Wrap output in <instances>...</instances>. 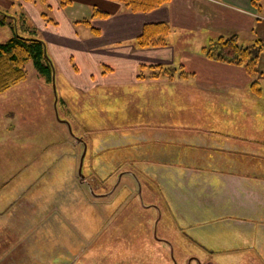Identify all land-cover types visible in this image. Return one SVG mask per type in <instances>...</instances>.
Listing matches in <instances>:
<instances>
[{"label":"crops","instance_id":"obj_1","mask_svg":"<svg viewBox=\"0 0 264 264\" xmlns=\"http://www.w3.org/2000/svg\"><path fill=\"white\" fill-rule=\"evenodd\" d=\"M44 1L21 3L28 11L24 12L27 21L38 25L49 58L54 65L62 64L84 102L91 103L92 94L100 90L113 98L109 102L132 106L130 133L118 139L135 152V166L145 164V173L154 174L152 184L167 194L166 207L177 222L199 224L196 228L202 231L249 233L256 242L262 241L255 244L261 251L264 54L259 58L257 95L243 68L209 60L201 51L219 36L236 35L244 46L249 45L246 40L259 39L263 29L254 33V26L264 22L259 15L264 5L257 11L250 0H167L149 12L134 13L110 0H69L66 6L61 0ZM93 8L108 17L91 19ZM146 26H152L151 35L161 37L163 45L137 46ZM126 89L130 90L127 100L122 99ZM7 214L0 216V236H8L0 237V264L8 252L21 253L29 264H47L52 254L31 252L11 227L13 215ZM25 223L23 218L17 224L23 230ZM230 238L224 235L217 247L251 248L244 240Z\"/></svg>","mask_w":264,"mask_h":264},{"label":"rangeland","instance_id":"obj_2","mask_svg":"<svg viewBox=\"0 0 264 264\" xmlns=\"http://www.w3.org/2000/svg\"><path fill=\"white\" fill-rule=\"evenodd\" d=\"M22 6L20 0H0V12L12 18L7 19L10 24L16 15L25 14ZM259 13L264 21V12ZM14 22L17 34L40 39L36 22L37 27L29 22L32 29L19 19ZM254 27V33L263 29L258 33L264 45V22ZM12 36L10 25L0 26V43ZM54 67L56 100L52 85L31 61L25 65L24 79L0 94V216L13 215L11 227L31 252L52 254L47 264L264 263V248L255 249L262 241L249 233L181 226L166 207L165 191L152 184L154 174L145 173V164L135 166V152L118 139L130 133L132 106L109 102L113 98L100 90L92 94L91 103L84 102L62 64ZM260 69L258 62L256 88ZM129 91L122 99L127 100ZM83 144L81 181L77 170ZM23 218L27 223L22 230L17 223ZM224 235L244 240L251 248L221 249L217 241ZM20 255L8 252L3 261L29 264Z\"/></svg>","mask_w":264,"mask_h":264},{"label":"trees","instance_id":"obj_3","mask_svg":"<svg viewBox=\"0 0 264 264\" xmlns=\"http://www.w3.org/2000/svg\"><path fill=\"white\" fill-rule=\"evenodd\" d=\"M24 2H34L35 0H20ZM121 3L130 12H149L162 6L167 0H110ZM44 3V0H40ZM251 5L257 11H260V0H250ZM69 0H61L62 6L69 4ZM48 8V6H47ZM46 19V14L41 13ZM108 14L99 9L93 8L91 19L105 18ZM12 19L10 16L0 12V26L10 25L13 36L0 43V94L11 86L20 82L25 77V65L32 62L36 70L42 75L48 84H51L52 74L55 71L54 64L47 54L46 44L43 40L37 38H27L16 33V24L12 21H21L24 27L32 29L29 21L24 14L16 15ZM47 20V19H46ZM81 23L90 25L89 20H83ZM167 27H165V30ZM152 26H146L142 35L136 39L137 46L140 48L163 45L162 38L155 39L152 35ZM202 55L213 61L241 67L251 77L250 87L253 93L259 95L260 91L255 87L259 75L258 62L261 55L264 54V45L262 40L257 39L249 45H241L236 35L230 37L219 36L212 39L202 48ZM153 69L165 70L160 66L152 67Z\"/></svg>","mask_w":264,"mask_h":264},{"label":"water","instance_id":"obj_4","mask_svg":"<svg viewBox=\"0 0 264 264\" xmlns=\"http://www.w3.org/2000/svg\"><path fill=\"white\" fill-rule=\"evenodd\" d=\"M55 71L53 72L52 74V81H51V85H52V88H53V92L55 94V100H56V92H55ZM68 128H69V131H70V126L67 124ZM84 146V149H83V152L80 156V159H79V165H78V170H77V173H78V176L80 178V180L82 181L83 178H84V175L82 174V165H83V159H84V156H85V151H86V148H85V145L83 144ZM199 264V263H198Z\"/></svg>","mask_w":264,"mask_h":264}]
</instances>
